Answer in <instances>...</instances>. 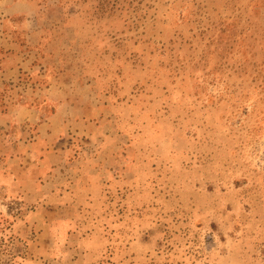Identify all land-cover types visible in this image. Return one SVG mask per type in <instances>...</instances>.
Segmentation results:
<instances>
[{
    "label": "rangeland",
    "instance_id": "rangeland-1",
    "mask_svg": "<svg viewBox=\"0 0 264 264\" xmlns=\"http://www.w3.org/2000/svg\"><path fill=\"white\" fill-rule=\"evenodd\" d=\"M0 264H264V0H0Z\"/></svg>",
    "mask_w": 264,
    "mask_h": 264
}]
</instances>
